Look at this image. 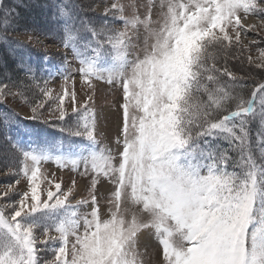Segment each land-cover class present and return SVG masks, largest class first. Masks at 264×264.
<instances>
[{"label":"snow or ice","instance_id":"obj_1","mask_svg":"<svg viewBox=\"0 0 264 264\" xmlns=\"http://www.w3.org/2000/svg\"><path fill=\"white\" fill-rule=\"evenodd\" d=\"M18 7L4 9L0 0L5 32ZM129 7L125 15L114 2L92 19L59 0L53 16L65 49L61 69L21 57L23 76L0 84V105L19 97L36 125L25 147L11 134L18 114L0 112V126L22 155L15 183L26 181V190L10 185L3 193L13 195L0 205V264H144L138 244L145 232L161 246L162 264H264V131L258 128L253 142L250 127L264 128V82L245 98L244 78L228 67L242 51L240 33L254 28L241 14L264 16V0H159L155 20V0L143 15ZM2 40L15 45L13 54L26 48L7 35ZM68 52L89 89L101 80L122 91L115 155L98 139L91 95L77 106L74 76L63 74ZM260 60L258 68L264 50ZM55 71L64 85L53 96L47 85ZM32 85L34 99L26 95ZM48 128L59 137L43 136ZM49 161L90 175L88 196L72 204L73 187L62 188L55 174L41 188L38 174L47 179L41 165ZM105 181L110 194L98 198Z\"/></svg>","mask_w":264,"mask_h":264},{"label":"rangeland","instance_id":"obj_2","mask_svg":"<svg viewBox=\"0 0 264 264\" xmlns=\"http://www.w3.org/2000/svg\"><path fill=\"white\" fill-rule=\"evenodd\" d=\"M22 3H31L34 5L31 7V14L28 15V18L25 15V18L28 22H33V27L35 29L34 33H37L38 38H35L33 35L29 37L28 33L16 34L23 40H29L37 47L42 49H47L50 52H53L48 55L50 58L48 60L50 65H54L53 70L61 69L63 54L65 49L60 44V29L56 24L54 33L43 34V31L50 29L48 23L49 17L48 14L50 9H54L55 5L59 3V0H19ZM77 0H64V3L71 5L77 4ZM7 0H3L4 3ZM82 6L85 8L84 11L88 12L89 16L92 19H99L103 16L105 8L111 6L114 2H119L125 6V15H130L132 13V8L129 7L132 4L136 5L137 10L141 15L144 14L145 8L144 5L148 3V0H80ZM12 3V1H10ZM157 7L153 9L152 19L155 20L160 13L159 0H155ZM44 21V25L38 27L37 21L40 18ZM32 20V21H30ZM56 23V22H55ZM241 23L248 26H254L252 30L240 33L239 47L242 51L238 53L237 59L230 58L228 61V67L232 69L237 76L243 77L246 80L247 87L246 93L251 94L253 87L259 83L264 82V67L258 68L257 65L261 63L260 54L261 50H264V16L249 14L245 16L241 14ZM115 28H122L123 25L120 23L114 24ZM233 36L234 33H230ZM57 38V39H55ZM32 40V41H31ZM56 51L58 53H56ZM68 60L70 63L66 65L67 72H64L65 75L74 76L75 80V91L77 93V106H79L84 101L88 100V96L91 95L92 99L88 101V104L94 108L97 118V133L98 139L102 145L107 146L113 151L115 155L119 149V146L116 144V138L119 135L122 127V109L120 105L123 103L122 91L118 86H112L101 80H93L94 89H89L87 85L82 83L81 78L78 74L75 73V69L78 67V62L72 58L71 52L67 53ZM249 57L251 58L249 60ZM6 66H10V63H6ZM64 81L62 79L61 71H55L54 78H52L51 83L48 85V88L52 90V95L62 94L63 92ZM71 87V85H69ZM34 94H39V91L36 87H31ZM14 92L18 91L13 89ZM36 92V93H35ZM26 95L30 98L27 91ZM38 96V95H37ZM17 111L20 113L30 116V108L28 103L21 100L19 97L13 99L9 96L6 99ZM65 106L68 110H71V105L66 98ZM47 107V105H46ZM52 129V128H50ZM55 130V129H52ZM7 132V129H6ZM8 134V133H7ZM11 134L14 137L19 138V143L27 146L28 144V134H25L22 129L14 128L11 130ZM43 136L48 137L47 134L42 133ZM52 136L59 137V133L53 134ZM78 140V138H76ZM11 144V143H10ZM12 145V144H11ZM4 143L3 139L0 137V157L5 155V157L0 158V205L10 202V197L13 193L9 192V198L4 197L3 193L8 190L9 186H13L16 192H22L26 190V181L20 179V183L16 184L15 181L19 178L15 175L18 167H13L11 163L18 164L19 160L22 158V155L19 156L14 150L13 145ZM12 151L13 155L10 152ZM1 161L3 163H1ZM9 166L6 168L4 164ZM83 168L81 167V171ZM41 172L47 174V179L45 176L38 174V183L40 187L43 188L47 183V180L53 178L52 174H55V177L59 178V182L62 183V188H67L69 186L73 187V194L69 197V200L72 204L82 198L88 196V189L90 187V175H80L79 172L71 171L68 168L60 169L55 165L54 161L43 162L41 165ZM73 181L75 184L73 185ZM112 186L106 181L97 186V196H108L110 194ZM18 198V197H17ZM43 198V197H42ZM102 206L106 208L104 200H101ZM90 208L82 207L81 212L89 211ZM139 250L142 254V259L144 264H162V248L159 245L158 241L155 239L154 235H151L147 232L143 233L139 237Z\"/></svg>","mask_w":264,"mask_h":264},{"label":"trees","instance_id":"obj_3","mask_svg":"<svg viewBox=\"0 0 264 264\" xmlns=\"http://www.w3.org/2000/svg\"><path fill=\"white\" fill-rule=\"evenodd\" d=\"M10 1H12V3H10ZM24 1V0H23ZM76 9L77 10H81L79 11V14L82 16H86L89 17L88 12L84 11V7L82 6L80 0L76 1ZM18 7V11H19V17L16 18L15 20L12 21L9 29L7 32L4 31L3 25H2V21L4 20V16L2 14H0V84L3 83H9L10 81H16L18 78L23 76V72L21 70L20 67H18L17 65V61L23 57L25 59V61L27 63L32 64L33 66H38V65H42L43 67L48 68L47 64H45L44 59V53L47 52V54H51L48 51L42 50L40 47H37L33 44V42H29V40L26 41H22L19 38H16L15 35L16 34H21V33H33L35 31L34 27H33V22H28L26 19L28 18V15L30 16L31 14V7H33L34 5H32L31 3H22V1L20 2L19 0H7V2L4 3V9H9V8H13V7ZM53 12L54 9H50V12L48 14L49 17V25H50V29H47L46 31H43V34H49V33H54L55 32V28H56V23H55V18L53 16ZM25 15L27 18H25ZM32 21V20H30ZM38 27H41L44 25V21L40 18H38L37 21ZM4 35L8 36V40L9 41H20L22 42L24 45H26L25 49H19L16 48L15 49V53L13 54V49L15 48V45L9 42H4L2 40V37ZM57 39V38H55ZM32 41V40H31ZM6 63H10V66H6ZM41 73H37V76H41ZM10 78V79H9ZM229 78H225V80H227ZM244 83L246 84V80H244ZM252 83H249L248 85H251ZM247 87H250L248 86ZM48 86V85H47ZM31 87H35L34 85H32ZM31 87L27 90V93L30 97V99H34L37 97V95L39 94H34L33 89H31ZM244 88L243 90V94L245 95V98H249L250 94L247 95L246 93V88ZM16 90H19L17 88H13ZM36 93V92H35ZM4 108L5 109H11L10 108V103L7 102L5 100L4 102ZM2 105H0L1 108ZM257 109L259 108V105L257 104ZM251 132H252V140L253 142H255L256 140V135L255 133L257 132L258 128H260L261 131H264V129H262L258 123L253 122L251 124ZM0 137L3 139L4 143L9 144L8 139L6 138L5 133L2 130V127L0 126ZM223 143V142H222ZM12 146V145H11ZM226 146V144H225ZM13 150L19 155L21 156L20 151L16 148L13 147ZM10 152L13 155L12 151H7ZM5 157V155H2L0 158ZM1 163H3L1 161ZM11 165L15 168L19 166L18 164L15 163H11ZM4 166L7 168L9 165L6 163L4 164Z\"/></svg>","mask_w":264,"mask_h":264}]
</instances>
